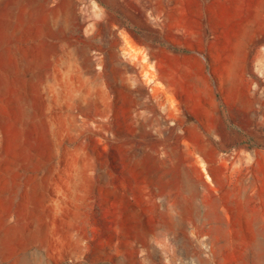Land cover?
<instances>
[{
	"label": "rangeland",
	"instance_id": "374dc122",
	"mask_svg": "<svg viewBox=\"0 0 264 264\" xmlns=\"http://www.w3.org/2000/svg\"><path fill=\"white\" fill-rule=\"evenodd\" d=\"M0 264H264V0H0Z\"/></svg>",
	"mask_w": 264,
	"mask_h": 264
}]
</instances>
